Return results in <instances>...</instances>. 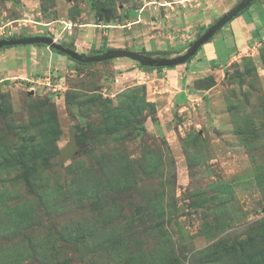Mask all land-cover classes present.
<instances>
[{
  "label": "rangeland",
  "instance_id": "1",
  "mask_svg": "<svg viewBox=\"0 0 264 264\" xmlns=\"http://www.w3.org/2000/svg\"><path fill=\"white\" fill-rule=\"evenodd\" d=\"M240 1L0 0V39L178 57ZM59 52L0 49V264H264V0L173 68Z\"/></svg>",
  "mask_w": 264,
  "mask_h": 264
},
{
  "label": "water",
  "instance_id": "2",
  "mask_svg": "<svg viewBox=\"0 0 264 264\" xmlns=\"http://www.w3.org/2000/svg\"><path fill=\"white\" fill-rule=\"evenodd\" d=\"M255 0H241L235 5L230 11L224 14L220 19L213 23L206 32L195 40L188 51L178 57H153L139 52L129 51L126 49H109L101 52L100 54L85 55L75 49L65 47L63 44L58 43L54 38L50 36H27L20 38H8L0 39V49L6 46H17V45H33V44H44L49 48H53L61 53L66 54L72 59L84 62H103L114 58H130L137 61L138 63L148 67H175L185 64L192 57H194L199 49L209 42L214 35L223 28L226 24L232 22L238 15L247 9Z\"/></svg>",
  "mask_w": 264,
  "mask_h": 264
},
{
  "label": "trees",
  "instance_id": "3",
  "mask_svg": "<svg viewBox=\"0 0 264 264\" xmlns=\"http://www.w3.org/2000/svg\"><path fill=\"white\" fill-rule=\"evenodd\" d=\"M255 2V1H254ZM253 2V3H254ZM252 3V4H253ZM251 4V5H252ZM250 5V6H251ZM249 6V7H250ZM248 7V8H249ZM247 8V9H248ZM247 9H245L244 11H242L238 16H240L241 14H243V12H245ZM211 26V25H210ZM210 26H208L207 27V29L210 27ZM8 38H14V37H8ZM211 41V40H210ZM36 45H39V44H36ZM7 48L8 47H12V46H6ZM51 49H53V48H51ZM71 49H73V48H71ZM53 50H55V49H53ZM59 52V51H58ZM99 52H101V50H99V51H97V52H94L95 54H97V53H99ZM59 53H61V52H59ZM146 55H148V56H151L150 54H146ZM70 59H72L71 57H69ZM192 59V58H191ZM190 59V60H191ZM72 60H74V59H72ZM78 63H81V64H86V63H83V62H79V61H77ZM187 63V62H186ZM88 64V63H87ZM212 65H213V67L215 66H219V65H216V64H214V63H212ZM139 67H141V68H151V69H154V70H156V71H161V70H163V69H165V67H148V66H144V65H142V64H140L139 63ZM171 68V67H170ZM173 68V67H172ZM60 153H62V150H57L56 149V151H53V152H51L50 154H48V156L47 157H45V158H43L42 159V161H41V163L37 166H35V165H33L32 167H31V170H32V172H35V171H37L39 168H41V169H44V168H47V167H50V166H52L53 164H54V161L52 160V158H53V156L54 155H56V154H60ZM62 155V154H61ZM123 163V165H124V167H125V169H126V172L124 173V174H116V173H114V172H112L109 176H108V178H107V182H109V183H117V185H118V187H121V189H126L127 187V190H126V192H128V190L130 189L129 187H131V183H132V180L134 181L137 177V175H138V171H136L135 169H134V167H135V160L133 159V160H125V161H123L122 162ZM132 168H133V171H132ZM127 170H128V172H127ZM142 170L143 171H145L146 172V170L144 169V166L142 167ZM136 177V178H135ZM130 180H131V182H130ZM136 182H138V181H136ZM109 186H111V185H109ZM110 190H112V189H110V188H108V190H107V192L108 191H110ZM254 256H256V255H254ZM257 256H260L259 254H257ZM251 264H257L258 263V261H255V260H250L249 261Z\"/></svg>",
  "mask_w": 264,
  "mask_h": 264
},
{
  "label": "built area",
  "instance_id": "4",
  "mask_svg": "<svg viewBox=\"0 0 264 264\" xmlns=\"http://www.w3.org/2000/svg\"><path fill=\"white\" fill-rule=\"evenodd\" d=\"M186 1V0H185Z\"/></svg>",
  "mask_w": 264,
  "mask_h": 264
}]
</instances>
